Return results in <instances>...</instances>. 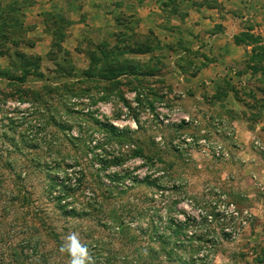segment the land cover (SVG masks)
<instances>
[{"label":"rangeland","instance_id":"obj_1","mask_svg":"<svg viewBox=\"0 0 264 264\" xmlns=\"http://www.w3.org/2000/svg\"><path fill=\"white\" fill-rule=\"evenodd\" d=\"M90 1L23 8L29 30L9 37L35 41L21 49L41 57L43 77L30 68L6 95L4 73L22 60L0 55V248L23 246L32 264H71L60 249L75 233L94 264L114 252L113 264H264V0ZM137 3L143 26L129 9ZM48 10L70 22L61 44L77 69L101 72L96 44L106 40L110 66L134 63L139 74L47 82L56 75L48 43L42 25L31 27ZM211 63L216 74L194 82ZM237 122L256 130L246 146L235 144ZM255 167L261 180L249 178ZM65 185L72 189L59 202ZM161 234L184 244L170 256L152 239Z\"/></svg>","mask_w":264,"mask_h":264},{"label":"trees","instance_id":"obj_2","mask_svg":"<svg viewBox=\"0 0 264 264\" xmlns=\"http://www.w3.org/2000/svg\"><path fill=\"white\" fill-rule=\"evenodd\" d=\"M21 2V3H20ZM12 0L8 5L6 6H2L0 3V55H7L8 56H12V57H17L20 58L22 60L21 64L19 65V69H18V64H15V69L10 71H7V73L5 74V78L8 81L7 84H5V89L6 90H2L5 94L6 92H8V90H13V88L15 86H17L16 84L19 83V85L21 86L22 83H24L27 79L26 77L31 74L30 73V68L35 67V69H37V71L34 73L35 75H40L41 77H43V73L42 71L39 72L38 68L40 70V56H30L29 54L27 55L26 52L22 51L21 48L27 47V48H32L35 46V41L33 40H29V39H21L18 40V38L14 37V38H10L9 36L12 33H16V34H20L22 36H25L26 32L29 30L26 28V25L23 23L24 20V11L23 8L24 7H28L31 6L32 0ZM52 9L54 10L55 7H52ZM53 15V16H51ZM41 16L43 17V24H44V31L47 32L50 36H51V40H50V46L49 49L47 51V58L52 60L53 64H54V70L53 72L56 73V75L54 77L50 78V75H46V81L49 82L50 84H53L52 78L54 79H58V78H68L70 79L71 77H78V81L82 82V81H89L91 79H102V80H107V81H111V80H117L118 78H122V76H126L129 74H139L137 71L138 69V65L135 68H133L134 63H132V65H126V64H118L115 65V67L110 66L109 62L112 61V58L114 59V56H112V58L108 59V56L106 55L107 49L108 47V42L106 40L103 41L102 44H100L99 47H97L96 44V49L98 54H100V59L96 60L98 62H104V67L103 69H101V72L96 73V72H92L89 71L88 69H82L81 71L79 69H77L76 66L72 65V60H70V58H67V55L70 53L65 47L62 46V41H65V39L67 37H65V33H63V31L69 26L70 22L67 19L66 15L64 14H57V13H53L48 11H42L41 12ZM34 27H31V29ZM120 35L117 34L116 38H120ZM89 45H94V43H89ZM136 45V46H135ZM134 47V50L136 51H148L150 49L149 45L146 44L145 42H140L138 43L137 41H133L132 42V46ZM57 49L62 50L63 53L65 54V57H57ZM114 55V54H113ZM105 58V60H104ZM35 59V65H32L30 63L31 60ZM90 60H92V62H90L89 66L91 67V65L93 64V58L90 57ZM95 61V63H96ZM66 63L68 65H66ZM126 63V62H124ZM130 64V63H129ZM122 66V67H121ZM136 66V65H134ZM132 72H131V70ZM50 70V71H51ZM146 71L141 72L142 75H151L153 74V71H149L148 69H145ZM19 71V73H18ZM66 82H71L70 84L74 85V82L76 81H69L66 80L63 82L64 87L66 84ZM120 83L121 80L119 81ZM127 82V81H125ZM19 86V88H20ZM51 86V85H48ZM56 87V86H55ZM29 90V89H26ZM25 90V91H26ZM9 92L6 94L8 95ZM37 97H39L37 95ZM105 124V123H104ZM107 127V126H105ZM110 131L114 134V135H118V133H120L121 131L115 127V126H109ZM81 178L82 175L80 176V174L78 175V177L76 178L77 180V188H79L80 184H81ZM66 179H68V181H70L71 177L67 176ZM135 181H139L138 179H136ZM94 186L97 184H93ZM71 187H66L62 186L61 191H58V200L59 202H61V200L63 198H66V192L71 190ZM100 193V192H99ZM102 193V192H101ZM60 207H64L63 208V213L64 215H68V211L72 212L74 211V208L71 207V209L69 210H65V206L61 205ZM231 220H235L237 219V215H229ZM225 218H223L222 221H224ZM104 225H106V223H103ZM177 225V224H176ZM117 228V227H116ZM118 230L124 231L123 228L118 227ZM11 235L9 234V237ZM153 241L158 240L161 245H162V249L163 250H167V254L172 256V250L174 248H176L179 244H182L183 242H178V239L176 241L173 242L172 245L171 244V237L168 235H154L152 236ZM196 239H201V237H199L198 235L196 236ZM7 241V240H6ZM5 241V242H6ZM111 241V240H109ZM170 243V244H169ZM184 244V243H183ZM25 247L29 246V244H24ZM168 246V248H167ZM23 246H19L18 244L16 245V247H10V249H8V251L4 250L3 248H0V264H32L30 261H28L29 256L28 254H25L23 252ZM196 249H192L189 250L190 256H189V260L196 262V260H200L201 258L198 256L199 254L197 253L199 250V246H196ZM203 246H201L202 248ZM200 248V249H201ZM152 249V248H151ZM108 250H110L108 248ZM6 251V252H5ZM197 253V255H195ZM111 254V253H110ZM116 253L114 252V254L112 255H108L107 257H103L101 260L100 264H113V260L116 258ZM127 257H124V259H126ZM128 259V258H127ZM8 260V261H7ZM47 259L45 258L42 262H44V264L47 263L46 261ZM49 264V263H48ZM144 264H154V261L151 259L150 262H146Z\"/></svg>","mask_w":264,"mask_h":264},{"label":"crops","instance_id":"obj_3","mask_svg":"<svg viewBox=\"0 0 264 264\" xmlns=\"http://www.w3.org/2000/svg\"><path fill=\"white\" fill-rule=\"evenodd\" d=\"M95 1L97 3H99V2L102 3L104 1V3H102V4L108 3L107 0H91L90 2L93 4ZM109 1H112V0H109ZM137 2H139V0H137ZM142 7H143V5L141 3H137V5L135 7L130 6V8H129L130 10L135 11V13L140 16L139 17V21H138V24H140V26H143V23H144V20H145V18L143 17L142 13L139 14L141 12L140 10L142 9ZM36 16L38 17V15H36ZM153 20H154V18H153ZM203 23L206 24V21H203L201 19L200 26H203L202 25ZM41 25H42V27H41V34H40V36H42V39L39 40V41H45V42H47L48 43V49H49V46H50V37H49L48 34H46V33L43 32V24L41 22V17H40L39 23L34 24L35 30H38ZM214 67L215 66H214L213 63H211L209 65H206V66H203L198 71V73L195 76H193L194 82H200L203 79V77L206 76V75H208L210 77L212 75L214 76L216 74V70L214 69ZM233 128H234L233 129L234 130V138L236 139L235 144H237V145H239L240 142H241V143L244 144L243 146H246L245 144L248 143L249 141H251V138H253L252 135H254L255 132H256V130H254V129L251 130L250 128H247L246 125H245V123H242V122L241 123H238L237 122L236 124H234V127ZM255 172H256L255 175H253V176L250 175L249 178L250 179L253 178L254 180H261L258 177V175H257V173H258L257 167H255ZM245 177H247V176L245 175Z\"/></svg>","mask_w":264,"mask_h":264},{"label":"clouds","instance_id":"obj_4","mask_svg":"<svg viewBox=\"0 0 264 264\" xmlns=\"http://www.w3.org/2000/svg\"><path fill=\"white\" fill-rule=\"evenodd\" d=\"M68 243L61 247V252H67L71 257V264H94L89 249L83 245L77 234L73 233L68 238Z\"/></svg>","mask_w":264,"mask_h":264},{"label":"built area","instance_id":"obj_5","mask_svg":"<svg viewBox=\"0 0 264 264\" xmlns=\"http://www.w3.org/2000/svg\"><path fill=\"white\" fill-rule=\"evenodd\" d=\"M187 140L189 141L190 139H187ZM199 143H205V140L204 139L199 140ZM217 148L219 149L220 146H217ZM218 149L216 151H219ZM225 212L227 213L228 211H225ZM229 214L236 216L238 213L236 211H233L232 208H231ZM209 217H211V216H209ZM218 219L221 221V220H223V217L221 216Z\"/></svg>","mask_w":264,"mask_h":264}]
</instances>
